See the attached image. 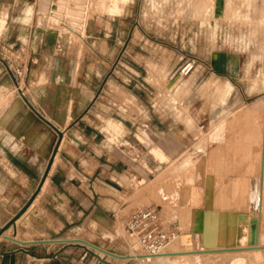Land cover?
<instances>
[{
  "label": "rangeland",
  "instance_id": "1",
  "mask_svg": "<svg viewBox=\"0 0 264 264\" xmlns=\"http://www.w3.org/2000/svg\"><path fill=\"white\" fill-rule=\"evenodd\" d=\"M74 1L51 8L50 0H0V32L12 20L28 23L29 30L13 26L29 47L40 29L49 30L61 34L78 66H110L103 79L124 99L125 119L100 118L110 119L107 142L121 141L131 160L106 241L126 257L107 258L147 264L123 228L133 209L147 206L182 233L164 264H264V242L255 246L253 237L264 229V0ZM1 92L20 99L13 85ZM250 176L258 183L245 200L237 182ZM223 212L236 215L222 223Z\"/></svg>",
  "mask_w": 264,
  "mask_h": 264
},
{
  "label": "crops",
  "instance_id": "2",
  "mask_svg": "<svg viewBox=\"0 0 264 264\" xmlns=\"http://www.w3.org/2000/svg\"><path fill=\"white\" fill-rule=\"evenodd\" d=\"M6 5L10 10L11 4ZM14 23L18 22H7L0 32V90L17 86L6 72L7 62L27 64L21 90L62 136L40 189L8 227L20 242L0 238V264H77L82 258L95 264V247L90 244L124 255L106 243L131 160L121 141L107 142L110 119L100 118L116 113L115 119H125L124 99L103 79L110 66L86 62L78 66L61 44V34L56 37L49 30L40 29L36 45L29 47L19 39L24 30H15ZM18 25L31 27L24 22ZM30 33L24 36L28 39ZM19 97L25 104L5 94L0 97L4 104L0 107V228L36 190L58 137ZM29 108L46 127L39 125ZM150 124L153 127L151 117ZM107 256L108 264H116Z\"/></svg>",
  "mask_w": 264,
  "mask_h": 264
},
{
  "label": "built area",
  "instance_id": "3",
  "mask_svg": "<svg viewBox=\"0 0 264 264\" xmlns=\"http://www.w3.org/2000/svg\"><path fill=\"white\" fill-rule=\"evenodd\" d=\"M58 3L59 0H50L49 5L51 8L52 6L56 8ZM50 13H53V10L52 12L50 10ZM189 66L190 63L187 62L181 67L180 72L186 74L190 69ZM28 70L29 66L27 64L15 61L6 63V72L11 73L17 86L18 82L26 76ZM123 228L129 243H132L134 246H139V252L148 260L151 256L163 252L165 247L172 242L176 236V230L164 224L161 212L155 207H138L134 209L127 217ZM99 251L100 250L97 248L96 250L94 249V263L108 264V261L104 259L108 253L101 254ZM127 259L139 261L130 257ZM77 264L90 263L82 258Z\"/></svg>",
  "mask_w": 264,
  "mask_h": 264
},
{
  "label": "bare ground",
  "instance_id": "4",
  "mask_svg": "<svg viewBox=\"0 0 264 264\" xmlns=\"http://www.w3.org/2000/svg\"><path fill=\"white\" fill-rule=\"evenodd\" d=\"M45 1V0H44ZM73 1V0H72ZM76 1V0H75ZM74 1V2H75ZM104 2V1H103ZM102 2V3H103ZM82 3V2H81ZM107 3V2H106ZM83 4V3H82ZM104 4V3H103ZM112 4V3H111ZM63 5V4H62ZM100 5H102L101 3H100ZM107 4H105V6H106ZM114 5V4H113ZM72 7V6H71ZM75 8V7H74ZM82 9V8H81ZM115 12V11H114ZM69 15V14H68ZM76 15V14H75ZM75 17V16H74ZM5 18L4 17H2V19H1V21H0V25H1V22H2V20H4ZM63 27H65V26H63ZM70 27V26H69ZM66 28V27H65ZM64 28V29H65ZM69 30V29H68ZM19 83V86L17 87L16 86V89H17V92H18V94H20V92L18 91L19 89H22L23 87H22V85L20 84V82H18ZM15 84H16V82H15ZM21 95V94H20ZM0 97H2V96H0ZM23 99V98H22ZM31 102V101H30ZM28 107V106H27ZM29 118V117H28ZM213 118H215V116L213 117ZM51 122V121H50ZM44 128V127H43ZM240 136V135H239ZM238 136V137H239ZM255 136V135H254ZM248 139V137H245V138H243L244 140L245 139ZM250 138V137H249ZM240 139V138H239ZM251 139H253V136H252V138H250V140ZM243 142V141H242ZM248 143V142H247ZM252 145V144H251ZM255 145V144H254ZM248 146V145H247ZM250 146V145H249ZM248 146V148L246 147V149L248 150L250 147ZM245 147V146H244ZM220 148H221V146H220ZM254 149H255V147H254ZM247 150H246V152H247ZM257 150V149H256ZM250 151H251V148H250ZM253 151V150H252ZM246 152H244V154L246 153ZM223 153V152H222ZM248 153L251 155V153L249 152V150H248ZM254 153V152H253ZM258 154H259V152H257ZM249 154L247 155V153H246V155H247V158H248V156H249ZM255 155V154H254ZM243 156V155H242ZM245 156V155H244ZM256 156H257V154L255 155V158H256ZM247 158L246 159H244V160H247ZM249 159H250V156H249ZM248 159V160H249ZM252 159H253V156H252ZM257 159V158H256ZM241 160V159H240ZM259 161V160H258ZM188 162V161H187ZM238 162H240V161H238ZM251 163V162H250ZM235 165H236V163H235ZM238 165H239V163H238ZM249 165V164H248ZM253 165V164H252ZM239 167V166H238ZM248 169H250V168H248ZM252 171V170H251ZM245 172V171H244ZM242 174V173H241ZM244 175V174H243ZM246 176V175H245ZM249 176V175H248ZM253 176H256V175H253ZM253 176H250L249 178H244L245 180H242V178H241V180H239L238 179V182H237V188H238V190L241 188V186H242V190L239 192V193H241V192H243V193H241V194H243V195H241V198H243V199H245V200H247V198H249V195H250V197H252L251 196V194L253 195V191H252V193H251V190H249L248 188H250V186H253V183L255 184V183H258V181H254L253 180ZM255 179H256V177H255ZM258 179V178H257ZM247 183V184H246ZM239 184V185H238ZM249 185V186H248ZM229 187H228V189L231 187L230 185H228ZM235 186V185H234ZM213 187V186H212ZM235 188V187H234ZM253 188V187H252ZM217 189V188H216ZM246 189H248L247 191H246ZM209 190V189H208ZM231 190V189H230ZM230 190H228V191H230ZM228 191H227V193H228ZM236 191V190H235ZM233 193V192H232ZM231 193V194H232ZM236 193V192H235ZM238 193V194H239ZM231 194L229 195V193H228V196H231ZM209 196H210V194H209ZM239 196V195H238ZM231 197H233V195L231 196ZM237 197V196H236ZM213 201V200H212ZM243 205V204H242ZM246 206V205H245ZM140 207V206H139ZM142 207V206H141ZM235 215H236V213H234V212H223L222 213V215H221V220H222V223L223 222H227V221H232L233 220V216L235 217ZM161 216H162V214H161ZM162 219H163V217H162ZM16 221V220H15ZM163 221H164V219H163ZM16 223V222H15ZM165 223H167L166 221H164V224ZM16 227V226H15ZM256 227V226H255ZM253 228V227H252ZM11 230H13V229H11V228H7L2 234H0V238H8L9 237V239H12V240H15V241H18V238H17V236L16 237H14V236H10L9 235V233H10V231ZM254 230V228L252 229V231ZM255 230H256V228H255ZM224 233V232H223ZM11 234V233H10ZM255 234H257V235H253V237L256 239V245L255 246H258L259 247V245H258V243L257 242H264V229H263V231H262V233H258V231L256 230L255 231ZM258 234H260V235H258ZM13 235V234H12ZM15 235V234H14ZM178 235V236H177ZM248 235V233L246 232V234H245V236H247ZM183 240V237H182V233H179L178 234V232L176 231V236H175V238H174V240L172 241V242H170L166 247H165V253H163V252H160L159 254H157V255H154V256H151L150 258H149V260L148 259H146L145 258V256H143V259L147 262V264H164V263H166L168 260H169V252H172V249L175 247V243L176 242H181ZM167 250V251H166ZM162 253V254H161ZM129 255H131V256H133V255H135V256H137V254H135V253H129ZM260 254L259 253H255V257H258Z\"/></svg>",
  "mask_w": 264,
  "mask_h": 264
},
{
  "label": "water",
  "instance_id": "5",
  "mask_svg": "<svg viewBox=\"0 0 264 264\" xmlns=\"http://www.w3.org/2000/svg\"><path fill=\"white\" fill-rule=\"evenodd\" d=\"M19 92L20 94L22 95V97L24 98L25 102L28 104V106L32 109V111L40 118L42 119L45 123H47L50 127H52L55 132L57 133V140L55 142V145H54V148H53V151L51 153V156L47 162V165H46V168L43 172V175H42V178L36 188V190L32 193V195L30 196V198L25 202V204L14 214L13 217H11L1 228H0V234H2L8 227H10L11 225L14 224V221L22 214V212L28 207V205L31 203L32 199L34 198V196L36 195V193L38 192V190L40 189L47 173H48V170L51 166V163H52V160H53V157H54V154L56 153V150H57V147H58V144L60 142V139H61V136H62V132L59 130V128H57L52 122H50L48 119H46L39 111H37L31 104L30 102L26 99V97L24 96L23 92L21 89H19ZM199 145L203 147H205L206 145V138H203L202 140H200L199 142ZM192 149H195V148H192ZM9 238V237H8ZM18 242H20L18 240ZM254 240H252L250 243L253 244ZM90 244V243H89ZM92 246H94L95 248L99 249V250H102L104 251L103 249L93 245V244H90ZM104 252L110 254V255H116V256H119L117 254H114L110 251H107L105 250ZM125 256V255H124ZM126 257V256H125Z\"/></svg>",
  "mask_w": 264,
  "mask_h": 264
}]
</instances>
